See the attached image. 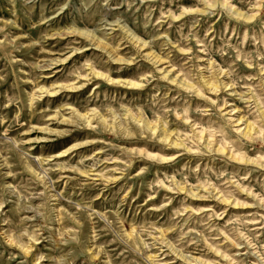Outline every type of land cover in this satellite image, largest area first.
Returning <instances> with one entry per match:
<instances>
[{
  "label": "rangeland",
  "instance_id": "1",
  "mask_svg": "<svg viewBox=\"0 0 264 264\" xmlns=\"http://www.w3.org/2000/svg\"><path fill=\"white\" fill-rule=\"evenodd\" d=\"M0 264H264V0H0Z\"/></svg>",
  "mask_w": 264,
  "mask_h": 264
}]
</instances>
